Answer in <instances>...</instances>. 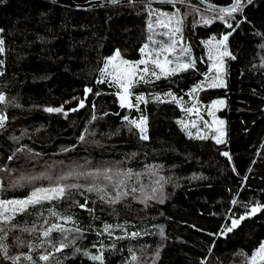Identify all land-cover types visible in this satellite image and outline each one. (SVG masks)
Listing matches in <instances>:
<instances>
[{"label": "trees", "instance_id": "trees-1", "mask_svg": "<svg viewBox=\"0 0 264 264\" xmlns=\"http://www.w3.org/2000/svg\"><path fill=\"white\" fill-rule=\"evenodd\" d=\"M236 9L227 15L195 0L87 8L0 0V199L27 198L58 180L79 185L64 199L0 220V264H250L264 242V208L225 230L264 205V0H243ZM214 11L226 17L214 18ZM170 15L194 66L134 80L132 106L121 107V90L101 72L107 58L119 50L123 59H139L147 41L160 44L151 43L150 26ZM222 35L229 53L224 85L196 93L200 103L224 98V141L217 143L188 135L180 125L185 108L163 94L187 107V91L209 67L207 42ZM139 116L146 140L132 123ZM52 224L66 231L44 237ZM61 243L67 246L57 252Z\"/></svg>", "mask_w": 264, "mask_h": 264}, {"label": "rangeland", "instance_id": "rangeland-1", "mask_svg": "<svg viewBox=\"0 0 264 264\" xmlns=\"http://www.w3.org/2000/svg\"><path fill=\"white\" fill-rule=\"evenodd\" d=\"M214 18L218 19H224L226 17L225 13L214 11L211 12ZM231 14V13H230ZM229 15V13L227 14ZM173 21L176 22V15H170L167 16V18H161L158 17V20L150 26V35L151 43L154 41L159 42V45H156V47L153 44H148V41L145 45H148V47L141 52V56L137 60H126L121 58L120 56L117 58V60L112 61L111 64H108V59L115 55L111 54L109 58H107L104 68L107 65V72L102 74L103 76L107 77L116 87L118 86L121 90L119 94H123L124 88L121 87L122 84L129 85L127 88L128 96L127 101L125 104L129 103V97H130V90L131 85L134 83L133 81L136 79H139L145 75H151L153 71L156 72L157 75L165 74L161 73L160 69L157 68L154 64L151 63V59L158 58L161 64L164 63L165 59H169L172 61L171 64L164 65L167 72L171 73V69L176 67L177 64L182 63H189L191 60H189L190 53L188 46L181 41L180 37L176 36V31L174 28H172ZM225 35H222L220 39H210L207 42V49H208V56H209V67L207 70V73L202 76V80L197 84L194 85L191 89L187 91L189 105L185 107L183 104L185 102L184 99L179 98L175 96L174 94L165 93L164 96L166 99H172L175 101L176 104H178L182 109L185 108L187 113H184V117L180 122V125L182 129H184L188 135L195 136V137H209L213 139V141H217V139H221L224 141V119L218 115V111L223 107V104L217 103L218 101H224L223 97H218L210 102L206 103H200L196 99V93L199 91L201 87L205 86H211L214 82L217 84H223L224 85V68L223 63L224 59L227 55H224L226 48V41L223 44H220L219 42L223 40V37ZM154 40V41H153ZM164 40V41H163ZM176 41L175 43V50L172 52H165L162 51L163 48H167L169 45L172 44V42ZM155 43V42H154ZM144 45V46H145ZM143 46V47H144ZM183 49H187V52L182 51ZM228 52V51H227ZM151 53V56L149 55ZM124 60L128 62V65L120 64V61ZM141 60H145L146 63L141 64L139 63ZM129 65H135V75L130 76L129 75ZM215 65V67H213ZM102 68V69H104ZM148 68V73H145L143 69ZM219 69V72L217 71ZM219 76V79H216V77ZM117 79H119V83H117ZM220 87V86H218ZM121 101V100H120ZM144 119L142 117L136 118L134 121L137 123ZM223 121L221 124L220 122ZM141 134L140 129L138 130ZM41 188V187H39ZM25 198H10V199H0V200H22ZM18 213V212H17ZM15 213H12L11 210L6 213V215L13 216ZM2 220V219H0Z\"/></svg>", "mask_w": 264, "mask_h": 264}, {"label": "snow or ice", "instance_id": "snow-or-ice-1", "mask_svg": "<svg viewBox=\"0 0 264 264\" xmlns=\"http://www.w3.org/2000/svg\"><path fill=\"white\" fill-rule=\"evenodd\" d=\"M249 2H251V0H249ZM236 3L239 4V0H236ZM237 9L236 8H228V9H223L222 11L224 12H235ZM179 22V21H177ZM206 24L209 23V21L205 20L204 21ZM228 27H231V25L229 24ZM176 32H179V28L175 29ZM230 35V33H229ZM228 39V36L225 35L223 37V40H221L219 43L223 44L226 40ZM175 43L176 41L173 40L172 44L169 45L167 48H163L162 51L165 52H172L175 50ZM3 44V41L0 40V45ZM148 47V45H145L143 48H141V52H143L146 48ZM3 48L0 47V52H3ZM182 51L187 52V49H183ZM120 53L119 50H117V52L115 53L114 56L110 57L108 59V64H111L112 61L117 60V58L119 57ZM149 55L151 56V53H149ZM224 55H229V53L225 50ZM139 63L144 64L146 63L145 60H141ZM151 63L154 64L157 68L160 69L161 73H165V74H174L177 71H181L190 67H193L194 64L189 62V63H182V64H177L176 67L171 69V73H168L165 66L166 64H171L172 61L169 59H165L164 63L161 64V62L159 61L158 58H153L151 59ZM120 64H124V65H128L127 61L121 60ZM213 67H215V65H213ZM129 75L130 76H134L135 73V65H129ZM143 71L145 73H148V68L143 69ZM217 71L219 72V69H217ZM102 74L107 72V65L105 66L104 69L101 70ZM151 75L156 76V72L153 71L151 73ZM142 78V77H141ZM157 79H159V76H157ZM216 79H219V76L216 77ZM119 79H117V83H119ZM129 85L126 84H122L121 87L124 88V92L123 94L120 95V100H121V107L125 106V103L127 101V96H128V92H127V88ZM212 87H218V86H223V84H217V83H213L211 85ZM86 91H91V89H87ZM4 96L0 95V103L4 102ZM137 100H143V97H137ZM217 103L223 104V101H218ZM128 107H131L132 105L129 103L127 105ZM80 107H83V103L80 104ZM48 112H60L62 109L60 108H47L45 109ZM76 109H73V111H75ZM6 117L0 115V128L4 127V121H5ZM93 119H95V117H93ZM125 119H127V117H125ZM135 127L139 128L141 131V139L142 140H146L148 139V136L146 134V128H145V124H146V119H141L138 123L136 121L132 122ZM221 124L223 123V121L220 122ZM201 139L205 138V137H200ZM81 140L84 139L83 135L80 137ZM217 143H222L223 141L221 139H217L216 141ZM225 156H227L228 154L225 153ZM9 159L11 160L12 157H9ZM107 169L105 170V179L111 181L112 177L107 175ZM69 175H73V173H69ZM87 175L91 176L93 175L92 173H88ZM24 179L25 182H31V180L36 179V177H31V178H21ZM60 180H64V179H68V176H63L59 178ZM13 187L16 186H21L20 185V181H15L12 185ZM79 187V185L76 184H70V185H61L59 183V180L56 182L55 186L49 187V188H36L34 191H32L31 195L28 196L25 199L22 200H0V219H2L4 222L9 221L12 217L9 215H6V213H8L10 210L12 213H17V212H24L27 210L28 206H35L40 204L42 201H46V200H55V199H64L66 196V190L68 189H73V188H77ZM87 191L91 192L93 191L92 187H89L87 189ZM133 191H135V189H133ZM101 199H103V197H101ZM112 203H115L116 200H112ZM233 203L235 204L236 202L233 201ZM87 204V201H85L84 204H81L80 207L81 208H85ZM261 208H264V205H257V206H253L251 208V210L246 213L245 215L240 216L238 219H232L231 221V226L226 228V232H232L234 229H236L237 227H239L241 225V222L243 220H245L246 218L255 215L256 213L261 211ZM52 215H57L56 213H52ZM65 222H67V220L71 219L70 217H66L64 218ZM53 231H59L61 233L65 232L66 229L63 227V225L61 224H52L47 230H45L42 234L44 237H49V235L53 232ZM75 231H79V229H75ZM139 235L138 233H132V236H136ZM67 245L64 243L60 244V247L56 248V251L59 252L61 251L62 248L66 247ZM6 251V250H5ZM77 251H79V249H77ZM87 255V253H85ZM49 255H51V253H49L48 255H41L39 257L40 260L42 261H47L49 259ZM158 253H157V257H158ZM27 259H30V257H26ZM92 260H101L102 257L101 256H92L91 257ZM136 257L133 256V260H135ZM257 259H259L260 261H264V242H261L258 246V248L251 254V261L250 264H256Z\"/></svg>", "mask_w": 264, "mask_h": 264}, {"label": "water", "instance_id": "water-1", "mask_svg": "<svg viewBox=\"0 0 264 264\" xmlns=\"http://www.w3.org/2000/svg\"><path fill=\"white\" fill-rule=\"evenodd\" d=\"M57 2H64L67 4H70L71 6L79 7V8H87V7H93L96 5H107V4H117L124 0H87L85 2H74L73 0H54ZM146 1V0H145ZM149 1H156V2H165V1H175V0H149ZM197 1L201 6H203L206 9H216L222 11L223 9L228 8H236L237 3L236 0H232V2L228 5H216L213 3H210V1L205 0H195ZM243 0H239V3H241Z\"/></svg>", "mask_w": 264, "mask_h": 264}]
</instances>
